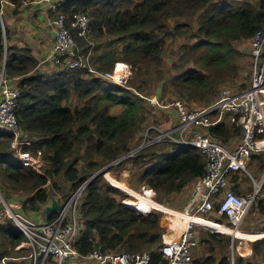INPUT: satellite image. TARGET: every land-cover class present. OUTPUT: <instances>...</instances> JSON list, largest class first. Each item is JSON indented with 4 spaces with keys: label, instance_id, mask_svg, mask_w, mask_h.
<instances>
[{
    "label": "trees",
    "instance_id": "trees-1",
    "mask_svg": "<svg viewBox=\"0 0 264 264\" xmlns=\"http://www.w3.org/2000/svg\"><path fill=\"white\" fill-rule=\"evenodd\" d=\"M9 1L19 5L22 0ZM62 9L90 17L89 39L74 34L75 55L94 51L95 56L90 59L93 71L87 67H63L48 75L35 73L40 61L30 51L6 46L7 32L3 33L0 25V70L5 63L8 76L19 77V125L32 141L29 150L34 154L41 150L47 162L44 173L19 165L10 151L11 136L0 134V187L11 202L12 191L30 195L26 204L31 210H42L58 193L68 196L102 167L147 142V134L154 129H145L141 141L135 144L149 116L147 105L152 98L144 94L150 84L164 80L167 94L206 104L216 101L223 84L238 87L235 81L242 51L236 44L252 40L264 26V0H68ZM118 62L133 65L136 81L119 84L101 76L113 71ZM175 69L179 72L172 74ZM248 88L249 83L240 84L239 91ZM120 107L119 113L112 110ZM207 132L229 149H234L242 136L241 128L230 124L227 118L210 126ZM163 142L138 149L113 168L130 167L134 179L128 181L130 186L134 187V182L143 185L147 187L145 196L155 200V191V201L168 204L164 197L182 192L205 174L206 160L195 147ZM83 154L91 157L88 163L80 162ZM95 156L100 160H93ZM248 171L254 179L260 177L264 153L252 156ZM232 174L230 181L236 183L241 174ZM59 177L70 184L68 190L57 181ZM236 186L232 188L241 195L252 191L251 187L239 190ZM134 188L140 190L138 186ZM127 193L134 198L127 197L104 175L83 190L76 247L82 254L99 246L117 252L151 251L155 264L164 261L158 247L165 232L161 215L147 214L154 207L138 205L135 196ZM257 215H264V198L257 200L246 222ZM220 219L232 225L226 215ZM1 224L4 241L0 260L11 255L8 245L18 246L25 241L22 232L12 230L9 223ZM198 240L200 252L192 264H233L230 236L204 231ZM253 248V257L264 261V238L253 242ZM236 261L255 264L256 260L239 257Z\"/></svg>",
    "mask_w": 264,
    "mask_h": 264
},
{
    "label": "built area",
    "instance_id": "built-area-1",
    "mask_svg": "<svg viewBox=\"0 0 264 264\" xmlns=\"http://www.w3.org/2000/svg\"><path fill=\"white\" fill-rule=\"evenodd\" d=\"M53 11H56L54 24L57 29L54 53L57 54V63L62 67L84 68L93 71L90 65V53L85 56H76L77 43L75 33L82 38L89 39L91 33L90 17L82 12L67 14L62 11L68 0H49ZM2 15V10L0 12ZM264 26L253 37L251 54L254 58V75L251 87L242 93H232L222 90L221 99L216 104L206 108L190 109L183 101L175 102L181 118V140L172 137V142L183 146H192L200 150L206 159V172L195 187L189 206L197 212H213L226 215L235 225H239L249 210L256 205L260 196L261 182L254 191L241 195L230 187L229 174L231 172L247 171L248 161L252 153L264 150V106L261 95L264 92ZM91 66V67H90ZM119 68H116L117 70ZM113 70V71H115ZM112 71V72H113ZM106 72L101 74L119 84L115 74ZM21 90L8 77L5 68L0 72V134H9L11 149L15 153L16 161L24 167H32L39 171L45 160L37 153L34 154L28 147L31 140L22 137L19 132L18 107ZM228 114L231 122L243 128L241 143L230 150L212 138L208 133L198 130L199 127H210L221 120L214 119L217 114ZM188 128L194 129L193 136H186ZM159 134H147L144 146H150L169 140L157 128ZM172 133L173 131H167ZM171 141V140H169ZM129 157V153L126 154ZM131 155V154H130ZM125 157V158H127ZM219 203V208L217 204ZM78 198L73 196L51 220L36 223L21 214L14 212L5 202L0 203V224L10 219L33 248L32 257L39 264H70L80 258L94 264H155L151 252L110 251L101 246L88 254H82L76 247L81 223L77 217ZM5 220V221H6ZM3 221V222H2ZM25 242V243H26ZM22 243L21 245H24ZM198 241L192 228L188 226L179 240H171L159 248L164 261L157 264H191L193 248ZM84 261H80L84 264Z\"/></svg>",
    "mask_w": 264,
    "mask_h": 264
},
{
    "label": "rangeland",
    "instance_id": "rangeland-1",
    "mask_svg": "<svg viewBox=\"0 0 264 264\" xmlns=\"http://www.w3.org/2000/svg\"><path fill=\"white\" fill-rule=\"evenodd\" d=\"M250 1L255 2V0H250ZM23 2H24V0H22L19 5H16V4L10 2L9 0H0V12L2 10V15H0V25L2 27L3 33L6 34V32H7V27L5 26V21H6V18H7L6 6L8 4H11V5H14L16 7H19L20 5H22ZM39 2L40 3H45L47 5V9H48V13L50 15L51 23L54 25L55 30H56V34H57V29H56V26L54 24V18H55V15H56L57 12L56 11H53V9L51 7V3H50L49 0H39ZM62 11H64V10H62ZM67 14H71V13L67 12ZM55 38H56V36H55ZM252 40H253V38H252ZM252 40L249 39L247 41L237 42V44H236V46H238L241 49V51H242L240 53V56H239L240 58L238 60V67H239L240 73L236 76V81H235L238 84V87L237 86L230 85V84L228 85L227 83H225V85L223 84V87H222V89H221V91L219 93L218 98L212 104L211 103H207L206 104L205 102H203V103H200V102H190V101H187V99H185V98H183L184 99L183 100L182 98L176 97L174 95L172 96V94L169 95L166 92L167 91V88L164 87V85H165V83H164L165 81L164 80L160 81L158 84H150L145 89V94L141 92L144 95L150 96L152 99L150 100L151 102L149 101L150 102V105L149 104L147 105L148 108H149V110H150L148 119H147L146 123L143 125L144 128L141 130L140 134L137 135V137L135 139V144H137L138 142L141 141V139H142L141 138V134L145 131V129L148 132L151 129H154L153 131L150 132V134L152 136H154V137L157 136L159 134V131H158L157 128H160L161 129L162 134L163 133H166L165 137H168L169 140H171V141L167 140L165 143L171 144V145L180 144V143H177V142H172L173 141L172 140V137L173 136L175 138L181 140V128H180L181 118H180V114H179V111H178V107L175 105V102H177L179 100L185 102L190 107V109H192V108L193 109H201V108H206V107H209V106H211L213 104H216L217 101L219 102V100L221 99V96H222L221 95V92H222L223 89L224 90H230L232 93H242V92L246 91L247 89L239 91L240 84L241 85H244V84L248 85V83H249V88H250L251 87V80H252V77L254 75V63H255L254 62V58L251 56ZM180 43H181V41H180ZM5 44H6V46H8L7 45V37L6 36H5ZM121 48H122V46H121ZM93 53H95V52L93 51ZM5 54H6V52H5ZM165 56L168 57L169 56L168 53H166ZM57 58H58L57 57V54L56 53H53L50 56V59L47 58V59L43 60V62H44V64H47V66H50L51 65V68L54 69V70H56V66H54V65H55V63H57V61H56ZM166 59H168V58H166ZM121 64H124L125 67L122 68V70L120 71L119 69H120V65ZM59 66H58L59 68H63L61 65H59ZM132 66L133 65L131 63H129V62H126V64L124 62L123 63H120V64H117L116 63L114 69H116V68H119V69L113 71L112 73L115 74L116 78L119 81L126 82L127 84H129L130 81H136L137 76H138L137 75V70L134 71V69H133ZM3 68H5V71H6V65H5V63L3 64L0 72L2 71ZM179 69L178 70L175 69V71L173 70L172 71V74H175L176 72L178 73L179 72ZM9 78L12 79V82L13 83H15V84L18 85L19 77H15V76L14 77H11L10 76ZM160 97H162L163 99H160ZM261 100H262L263 106H264V92L261 95ZM121 109L122 108L120 107V108H113L112 110L115 113H119V111ZM217 118H220L221 121L224 118H227L228 119V122L230 124L236 125L235 123H232L231 122V119H230V117H229L228 114H221V113L220 114H217V115H215L214 119H217ZM152 123L158 124L159 126L152 125ZM149 124H151L152 126L149 125ZM236 126L240 127L241 128V132H242L241 139L236 144L238 146L241 143L242 138H243V128L240 125H236ZM208 128L209 127L202 126V127H199L198 130L201 131V132L208 133L207 132ZM167 131H173V132L172 133H168ZM19 132H20V134H21L22 137H27V135L25 134L24 130L22 129V127L20 125H19ZM193 134H194V129H192V128H188L186 130V132H185V135L188 136V137L193 136ZM10 139L13 140V137H10ZM261 139L264 140V135L261 137ZM143 147H146V146H144V144H143L139 148L135 149L134 151L129 152V156H131L138 149L143 148ZM234 149H230V150H234ZM10 151H12L13 155L15 156V153L13 152V150L11 148H10ZM256 153H258V154L264 153V150H260V151H257V152L252 153L251 157L254 154H256ZM37 154L40 155V156H42L41 150H38V153ZM90 158L91 157H89L88 155L83 154V155H81L80 162L81 163H84V162H87L88 163L89 160H90ZM120 158H118L115 161H113L111 163L112 165L109 164L111 166L108 168V172L105 174L107 176L104 175V177L106 178V180L109 179V176L110 175H114V176H116V178L124 180V182L130 187V189L132 188V190H135V192H138V193L140 192L141 195L145 194V192H146L145 189L147 187H143V185H140L139 186L134 181H133L134 182V185L133 186L134 187L138 186V188L140 190H138V189H136V188H134V187H132V186L129 185L128 181H130V180L133 179L132 172H131L130 167H121L120 169H114L113 168L114 165H117L121 161ZM93 160H100V158L98 156H95V157H93ZM45 167H47V162L46 161L43 162V166L41 168V171H39L37 169L36 170L38 172H40V173H44ZM102 168H104V167H102ZM248 169H249V164H248V167H247V171H248ZM239 172H242V173H240L241 174V177H242L241 183L244 185V187L245 186L246 187H251L252 188V191H254V189L257 187V185H259L261 182H263V185L260 187V192H259L260 193V196H259V198H264V171L261 173L260 177L257 178V179L256 178L254 179L250 175L249 171L248 172H246V171H239ZM231 173H235V172H231ZM2 175H3V172L0 169V177ZM200 178H197L190 185L186 186V188H184V190L182 192L172 193V194H169V196L164 197V200L168 204L160 203L158 201H157V203L160 204V205H162V206H165V207H169L170 206L172 208L178 209L179 212H184L187 209L192 214L201 215L204 218L212 219V220H215V221H218V222L222 223L223 221L220 219L221 215L217 212V210H215L213 212H197L196 211V208L192 209L189 206V203L191 202L192 196H193V194L195 192L196 183H197V181ZM229 180H230V174H229ZM0 181L3 182V180H1V179H0ZM57 181L60 183L61 186H66V190L69 189L70 184L67 183L63 177L57 178ZM108 181L111 183V180L110 179ZM9 184L11 185L12 182H9ZM47 185L48 186H51L49 183ZM114 187H116V186H114ZM80 188L81 187H79L77 190L71 191V193L68 196H66L64 194L58 193V195L56 196L55 199L51 200L48 204H46L41 211H38V210H34V209L31 210L30 209V206L26 204V200H27V198L30 197V195L26 196L23 192H18L17 193V192H13L12 191V194L15 197V199H14L13 202H11V201H8L5 198L4 194L1 191V187H0V203L2 204L3 202H5V203H7V204H9L11 206V208H12V210L14 212H17V213L21 214L22 216L26 217L27 219H29V220H31L33 222L41 223V222H45V221H48V220L53 219L59 213V211L61 210V209H59L58 211H56L55 213H53L51 215V216L54 215L52 218H50L51 216L49 217L47 215L46 209H47L48 206L52 205V203H53L54 200H58L59 203L63 207L65 205V203L69 201L70 198H72L73 196H76L78 198V211H77L78 213H77V217H78V219L80 220V223H81V215H80V212H79V203H80V200H81L82 192H83V190L85 188L83 190H81V191H78ZM192 188H193V190H192ZM120 190L124 191L126 193L127 197H131V196H129V194L127 193L126 190H124V189H120ZM252 191H249L248 193H250ZM153 193H154L153 194V198L156 200V198L158 197V195H157V193L155 191ZM143 196H145V195H143ZM146 197H148V196H146ZM132 198H134V197H132ZM259 198H258V200H259ZM22 200H24L25 202H23ZM120 200L123 202L122 199H120ZM252 208L250 210H252ZM22 211H24V212H22ZM29 211L32 212V213H29ZM24 213L30 214L31 217L30 216L29 217L25 216ZM150 213H159L161 215L160 224H161V226L163 228H165V232L162 235L161 244L158 246L159 248L163 244H165V243H167V242H169L171 240H179V239H181V236L186 231V229L188 228V226L190 224H192V228H193V230H194V232L196 234V239L198 241L197 246H195L193 248V259L200 252V248H198V245H199L198 238H201L202 237V234H203L204 231H209V232H212V233L225 234L226 236H230L232 238V246H231V249H232V252H235L236 253L235 259H234V257L232 258L233 264H237V261L236 260L239 257L250 258L252 260H256V261H253L255 264H264V261H259L258 259L254 258L253 257L254 254L249 255V256L248 255H243L237 249L238 245H240L242 243L243 244L240 245V248L242 250L250 249V246L253 248V242H255V241H257V240H259V239H261L263 237L257 238V239H254V240H251V239H242V238H240V237H238V236H236L234 234H228V233H224V232H219V231H216V230H214L212 228H208V227H206L204 225H201V224L195 223V222L194 223H191L190 222L188 224V226L186 228H184L180 232L179 229L180 228H183V223H182L181 220H178L175 217L174 218L172 217V219H171V216L168 213H166L163 209H159V208L158 209L153 208L147 214H150ZM248 213L246 214V216L243 218L242 222L238 226L235 225L232 221H231L232 222V225L227 224V223H223V224H227L230 227H233L235 229H241V230H243L244 228H248V227L251 228V229H257V228L260 229L261 226H258L257 225L258 224L257 220H255V221L253 220L254 218H256V216L252 220H250L249 222H246L245 219H246V217H248L247 216ZM140 214L147 215V214H144V213H140ZM32 215H34V216H32ZM257 217L259 218L260 215H257ZM5 220H4V222H6ZM8 220H10V219H8ZM179 232H180V234H179ZM248 232H258V231H248ZM79 235H80V233H79ZM26 241H27V238L22 243H25ZM27 242L24 245H21L22 244L21 243L18 246L8 245L7 247L9 249L11 255H5L4 257H2V259L0 261V264H8L10 261H25L28 264H39V261H34L33 260V257L31 256L32 253H33V248ZM240 242H242V243H240ZM119 252H121V251H119ZM148 252H151V251H148ZM232 256H233V253H232L231 257ZM80 261H84V260H82L80 258ZM80 261H79V259H77L75 261H72L70 264H83ZM192 263H193V261H192ZM84 264H94V263H88V262H85L84 261Z\"/></svg>",
    "mask_w": 264,
    "mask_h": 264
},
{
    "label": "crops",
    "instance_id": "crops-1",
    "mask_svg": "<svg viewBox=\"0 0 264 264\" xmlns=\"http://www.w3.org/2000/svg\"><path fill=\"white\" fill-rule=\"evenodd\" d=\"M6 10H7V18L5 21V26L7 27V34H6L7 45L8 46H16L18 48H22V49H25L27 51H30V54L32 55V57L36 58L40 61L38 68L35 70V73L48 75V74L57 72L56 70L51 68V65L47 66V64H44V62H43V60H45L47 58L50 59V56L53 54L54 47H55V36H56V30H55L54 25L51 23V19H50V15L48 13L47 5L45 3H40L39 0H24L22 5H20L19 7L8 4L6 6ZM54 66H56V69L59 68L58 67L59 65H54ZM256 154H258V153H256ZM251 160H252V157L249 159L248 164L251 163ZM237 173H241V172H235L233 174H237ZM232 175H231V177H232ZM241 179H242V177L236 183H232L230 181V187L232 188V185L233 186L237 185L236 187L239 190L241 188H246V186L244 187V185L241 183ZM192 190H193V188H192ZM232 190H234V189L232 188ZM14 199H15V197H14ZM172 209L179 212L178 209H175V208H172ZM38 211H41V210H38ZM186 211H187V209H186ZM22 212H24V211H22ZM29 213H32V212L29 211ZM24 215L27 217L30 216V214H27V213H24ZM169 215L171 216V219H172V217L173 218L175 217L178 220H181L176 215H171V214H169ZM32 216H34V215H32ZM195 217H202V216L196 215ZM202 218H204V217H202ZM205 219H208V218H205ZM208 220H212V219H208ZM255 220H257V222H258L257 225L261 226L260 229H258V228L257 229H251L248 227V229H243V230L264 232V215H260L259 218L256 217ZM216 222H218V221H216ZM7 223L10 224V227L12 230H16V231H19L21 233V231L18 228H16L10 220H6V222H3L1 224V226H5V225H7ZM182 223H183V228L179 229L180 232L185 228L186 221H182ZM191 223H194V222H191ZM195 223H199L201 225H204V224H202L196 220H195ZM218 223H220V222H218ZM220 224H223V223H220ZM204 226H206L208 228H213V226H210V225H204ZM227 226H229V225H227ZM233 229L235 230V228H233ZM238 230H241V229H237V231ZM180 232H179V234H180ZM23 237H24V235H23ZM251 240H254V239H251ZM3 241H4V239L2 240V236L0 235V247H1V243ZM240 243H242V242H240ZM242 244H240V245H242ZM240 245H238V247H237V249L240 253H242L243 255H248V256L253 254V250H252L253 248L251 246H250V249H248V251L246 253H244L243 250L240 248ZM232 253H233L232 258L234 257V259H235L236 253L235 252H232Z\"/></svg>",
    "mask_w": 264,
    "mask_h": 264
},
{
    "label": "bare ground",
    "instance_id": "bare-ground-1",
    "mask_svg": "<svg viewBox=\"0 0 264 264\" xmlns=\"http://www.w3.org/2000/svg\"><path fill=\"white\" fill-rule=\"evenodd\" d=\"M124 67H125V65L121 64L119 70L121 71L122 68H124ZM109 179L119 188L124 189L127 192L134 195L135 198L139 201L138 205L142 204V205H148V206L154 207L156 209H158V208L163 209L164 211H166L167 213H169L171 215H176L182 221H186L185 228L188 226V224L190 222H195V220H196V221H199L200 223H202L204 225L213 226L216 229H218L219 231H222V232L228 233V234H234V235H236L242 239H257V238L264 237V232H248V231H244V230H238L237 231V229L234 230L232 227H229L226 224H220L214 220H208V219H205L202 217H195L196 215L192 214L188 210L184 211V212H178V211L172 209L171 207H165V206L158 204L155 200H153L149 197L143 196L144 194L141 195L140 192L139 193L135 192V190H132V188L130 189V187L124 182V180L118 179L114 175H110Z\"/></svg>",
    "mask_w": 264,
    "mask_h": 264
},
{
    "label": "water",
    "instance_id": "water-1",
    "mask_svg": "<svg viewBox=\"0 0 264 264\" xmlns=\"http://www.w3.org/2000/svg\"><path fill=\"white\" fill-rule=\"evenodd\" d=\"M262 55H264V52L262 53ZM125 157H127V155L122 156L120 159H124ZM112 165V164H111ZM108 165L100 170H98L93 176H91L82 186L78 191L83 190L88 184H90L95 178H97L99 175H105L108 172V168L111 166ZM107 176V175H105ZM109 180V179H108ZM111 184L113 186H116L114 183ZM117 188H119L118 186H116ZM121 189V188H120ZM131 196V195H129ZM133 197V196H131ZM125 204V203H124ZM62 205L59 203L58 200H54L52 205L48 206L46 209L47 215L50 217L53 213H55L56 211H58L59 209H61Z\"/></svg>",
    "mask_w": 264,
    "mask_h": 264
},
{
    "label": "clouds",
    "instance_id": "clouds-1",
    "mask_svg": "<svg viewBox=\"0 0 264 264\" xmlns=\"http://www.w3.org/2000/svg\"><path fill=\"white\" fill-rule=\"evenodd\" d=\"M66 4V3H65ZM64 4V5H65ZM86 14V13H85ZM76 34V33H75ZM84 53H90V57L92 58L93 57V51L91 50V51H83ZM53 53H54V51H53ZM120 63H123V62H118L117 64H120ZM125 64H126V62H124ZM56 64V63H55ZM56 65H58V64H56ZM115 70V69H114ZM112 72V71H111ZM102 76V75H101ZM103 77V76H102ZM125 84H127V83H125ZM27 138V137H26ZM28 139V138H27ZM31 145H32V141H31ZM31 145L29 146V147H31ZM29 147H28V150H29ZM33 153V152H32ZM36 154V153H35ZM16 157V156H15ZM131 208V207H130Z\"/></svg>",
    "mask_w": 264,
    "mask_h": 264
}]
</instances>
